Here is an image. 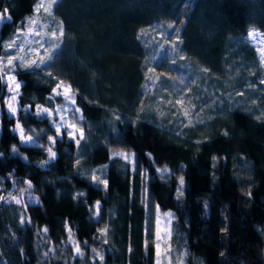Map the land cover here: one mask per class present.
Here are the masks:
<instances>
[{"label": "trees", "instance_id": "1", "mask_svg": "<svg viewBox=\"0 0 264 264\" xmlns=\"http://www.w3.org/2000/svg\"><path fill=\"white\" fill-rule=\"evenodd\" d=\"M35 1L0 0V13L5 8L9 15L0 25V55ZM53 14L71 38L58 64L74 90L84 139L77 146L64 134L50 145L55 126L35 114L36 106L52 108L60 99L54 80L36 70L14 71L19 108L16 118L8 115L0 72V264H156L157 205L173 212L174 235L182 239L172 264H264V119L234 109L207 131L170 128V112L160 117L153 93L143 89L149 80L142 36L154 22L173 19L184 56L222 77L227 62L232 71L253 57L247 50L234 56L230 38L250 27L264 32V0H58ZM16 120L43 147L21 144L12 131ZM49 146L57 155L42 167ZM125 149L135 154L133 166L111 156ZM101 165L107 188L79 172ZM164 168L169 171H157ZM23 187L36 201L5 202ZM69 233L82 256L66 242Z\"/></svg>", "mask_w": 264, "mask_h": 264}, {"label": "rangeland", "instance_id": "2", "mask_svg": "<svg viewBox=\"0 0 264 264\" xmlns=\"http://www.w3.org/2000/svg\"><path fill=\"white\" fill-rule=\"evenodd\" d=\"M48 4L49 11L45 12L42 8L37 11V5ZM55 0H36L33 4V11L23 21L15 27L12 34L5 38V42L2 45V53L0 55V61L5 65L9 55H15L20 52L26 59H38L32 49H38L39 44L43 43L47 48V54L52 56L48 61V67L41 66V69H36L41 73L46 74L54 80L56 88L57 84L63 81L64 86H70V99H65L63 95H59V101H55L52 108H48L56 115V121L61 122V116L64 117V123L71 125L75 123L79 127V112H76L77 106L75 105L74 90L69 82L65 81L61 76L59 70V58L64 51L66 44L71 40L69 34L64 31L62 24L53 14ZM6 9L0 13V25L1 23L9 19V15ZM35 20L33 25L30 22ZM183 22V18H181ZM182 25V24H181ZM31 28V31H29ZM19 30V31H18ZM181 28L173 21V19L164 18L158 22H154L152 25L146 27L142 31V36L145 39L146 47V60L148 62L146 77L149 83L143 86L145 92H152L154 95V103L158 105L157 114L164 115V111L170 112L169 118L172 122L170 128L176 129L178 132H184L192 128L194 125L199 127L204 126V131L211 127L213 121L223 118L229 114L232 110L237 109L251 115L258 120L264 119V32L259 29L250 27L247 32L241 36L234 38L231 51L234 56L242 57L246 53L241 55L242 50H247L253 56L252 58L243 59L236 67L232 66L230 71V63H226L224 66L227 68L224 75L220 77L218 74H212L207 68L203 66L194 67L190 62V58L184 56L181 47L180 40ZM249 32H253V36H248ZM55 33V36L52 34ZM13 39H16V47L8 49L5 47L7 43H10ZM23 48H20V45ZM40 55L44 54L43 49H39ZM69 52V51H68ZM71 53V51H70ZM14 63L19 64V61ZM157 69L156 70V66ZM240 66V67H238ZM60 74V75H59ZM8 75H16L10 69H6L1 76V80L4 85V105L8 115H11L8 110V99L13 93L8 91ZM17 81L21 83V80L17 78ZM234 81V82H233ZM223 88V89H221ZM63 91V87L59 90ZM21 88L19 89V93ZM53 96H56L53 93ZM198 98V102L196 99ZM159 101V102H158ZM18 113L19 103L18 96L16 101L13 102ZM57 109L60 111L58 112ZM12 116V115H11ZM264 121V120H263ZM15 124L12 129L15 128ZM22 126V125H21ZM23 127V126H22ZM71 130V129H68ZM202 132V130H201ZM18 135L19 133L15 132ZM79 133V132H77ZM24 135H33L24 132ZM35 143L39 141L37 137H34ZM20 142V140H19ZM123 152L125 156H114V153ZM112 157H120L127 161L131 166L135 163V154L132 150H113ZM100 169H104L101 173ZM79 172L86 176L91 182V176L95 173L102 179H106V165L96 167H80ZM162 173V172H161ZM97 186V183L92 182ZM104 187V186H103ZM15 186L12 187L14 189ZM24 196L28 201H36V196L28 190L27 187H23L19 192L11 190L4 197L5 202L16 203V199ZM15 197L16 199H13ZM170 214V215H165ZM161 218L160 227L163 229L160 243V256L156 258L160 260V264H172L171 257L173 254L178 253L179 241L182 239L180 236L174 235V219L175 216L172 211L159 210ZM156 216L157 209L154 211V243L156 248ZM66 242H69L74 248L75 255H83L80 250V254H77L75 249L79 243L69 233ZM46 255V252H44Z\"/></svg>", "mask_w": 264, "mask_h": 264}, {"label": "snow or ice", "instance_id": "3", "mask_svg": "<svg viewBox=\"0 0 264 264\" xmlns=\"http://www.w3.org/2000/svg\"><path fill=\"white\" fill-rule=\"evenodd\" d=\"M55 3H58V0H55ZM43 9L45 12L49 11V5L48 4H39L37 5V11H39L40 9ZM7 11V10H5ZM31 24H35L36 21L32 20L30 22ZM19 31V30H18ZM29 31H31V28H29ZM53 36H55V33L52 34ZM248 36H253V32H249ZM6 48L8 49H13L16 47V39H13L10 43H7L5 45ZM20 48H23V45H20ZM39 49H43L44 50V54L40 55V51ZM32 51L36 54V56L38 57V59H26L24 55H21L20 52H17L15 55H9L6 65L0 61V72H4L6 71V69H10L13 72L19 68L21 70H33L35 71L36 69H41V66L43 65L45 68L48 67V61L51 60L52 56H49L47 54V48H45V45L43 43L39 44V48L38 49H32ZM15 61H19V64L14 63ZM49 77H51V74H49ZM7 80H8V91L10 93H13V95H11L7 101L8 103V110L10 112V114L14 117L16 116V112L17 109L14 106L13 102L16 101L17 96L19 95V89L21 88V83L17 81V76L16 75H8L7 76ZM262 83H264V81H262ZM63 87V91H59L61 88ZM52 92L56 95H63L65 97V99H70L71 98V94H70V86H64L63 85V81H61L60 83L57 84L56 88L52 89ZM57 111L59 112L60 110L57 109ZM76 112H79V109H75ZM38 117H43V116H47V118L49 120H51L52 124L55 126V136H48V141L50 142V145H54L56 143L57 138H62V136L64 134L67 135V137L69 138V141H74L76 143L77 146H79L81 144V141L84 139V135H83V130L78 128L77 125L75 123L71 124V125H67L66 123H64V117L61 116V122L58 123L55 119H53V111L48 109V108H44L41 105H37L36 106V113H35ZM122 118L121 117H117L116 120L120 121ZM62 128L64 129V132H62ZM71 129V130H68ZM13 132H18L19 133V140L21 144H32L33 146H38V147H43L42 145H38L35 143L34 137H36L38 134L34 133L33 135H24V128L21 126V124L19 123V121H17L15 128L12 129ZM79 132L80 136L79 138H77L76 133ZM45 151H47L48 153V161H41V166L43 167L44 165H46L49 161L54 160L56 158V153L53 151L52 146L47 147L46 149H44ZM12 152L13 153H18V149L15 145H13L12 147ZM114 156H125V153L123 152H118V153H114ZM24 160H27L26 157L23 158ZM77 163H79V161H77ZM101 173H103L104 169H100ZM158 172H162V173H167L169 170L167 168L164 169H157ZM143 178L145 180H147V173H142ZM163 178V177H162ZM91 180L94 183H97L99 185H103L105 188H107L108 186V181L107 179H102L100 176H97L95 173L92 174L91 176ZM28 184V187L31 188V183L30 182H26ZM185 187V180L184 177L181 176L179 177V187L177 188V198L179 199L182 195H183V190ZM145 194H147V188H145ZM81 196L84 195L83 193L80 194ZM2 199V198H0ZM13 199H16L15 197H13ZM16 203L20 204L21 200L16 199ZM96 208H97V213H94V215H98V212L100 210V202L97 201L96 202ZM148 215H149V219L146 221V225H145V231H146V235L151 233V228H152V221H151V208L149 207V211H148ZM165 215H170V214H165ZM21 223H24L23 218L21 219ZM160 223H161V218L159 215V206L157 205V216H156V237H157V243H156V249H157V256H160V243H159V239L161 237V234L163 232V229L160 227ZM98 231L101 232V234H103L106 229H99ZM105 243H107V241H105ZM146 244H147V240H146ZM77 254H80V248L77 246L75 249ZM129 251H131V248L129 249ZM93 252H96V249H93ZM102 259V257H101ZM156 264H160V260L157 259Z\"/></svg>", "mask_w": 264, "mask_h": 264}]
</instances>
